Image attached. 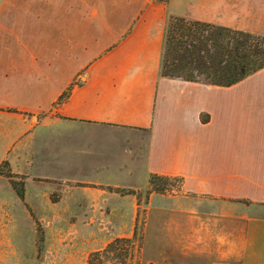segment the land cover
Here are the masks:
<instances>
[{
    "label": "crops",
    "instance_id": "0c3cea01",
    "mask_svg": "<svg viewBox=\"0 0 264 264\" xmlns=\"http://www.w3.org/2000/svg\"><path fill=\"white\" fill-rule=\"evenodd\" d=\"M172 15L264 36V0H1L0 168L28 202L115 145L73 126L146 133L127 153L141 187L182 180L169 211L186 264H264V69L230 87L162 77Z\"/></svg>",
    "mask_w": 264,
    "mask_h": 264
},
{
    "label": "rangeland",
    "instance_id": "374dc122",
    "mask_svg": "<svg viewBox=\"0 0 264 264\" xmlns=\"http://www.w3.org/2000/svg\"><path fill=\"white\" fill-rule=\"evenodd\" d=\"M73 129L82 139L108 140L115 145H96L90 149L93 155L88 161L65 169V175L76 182L57 186L50 196L38 191L40 194L30 195L28 202L22 201L11 185V169L3 167L0 264H87L93 252L105 249L114 239L132 238L135 233L141 243L135 264H186L184 216L183 242L176 243L169 211L170 197L180 193L182 180L154 179L151 184L149 178L141 187L146 184L138 174L143 161L127 153L126 148H132L129 142L143 144L147 134L96 125H76ZM129 169L132 176H128ZM14 180L23 183L21 176ZM156 205L160 211H155Z\"/></svg>",
    "mask_w": 264,
    "mask_h": 264
},
{
    "label": "trees",
    "instance_id": "16d2710c",
    "mask_svg": "<svg viewBox=\"0 0 264 264\" xmlns=\"http://www.w3.org/2000/svg\"><path fill=\"white\" fill-rule=\"evenodd\" d=\"M264 69V36L193 20L171 17L165 28L161 76L187 82L230 87ZM204 121V120H203ZM9 167L5 162L1 168ZM8 178L19 198L25 187L10 172ZM154 179H171L151 175ZM132 238H117L103 250L93 252L87 264H135L140 244ZM139 244V245H138Z\"/></svg>",
    "mask_w": 264,
    "mask_h": 264
}]
</instances>
